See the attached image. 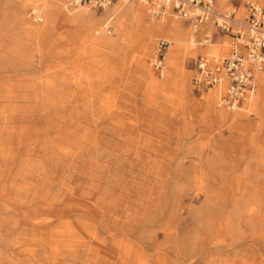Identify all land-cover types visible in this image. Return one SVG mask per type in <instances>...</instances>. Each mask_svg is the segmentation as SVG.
<instances>
[{
	"label": "bare ground",
	"instance_id": "6f19581e",
	"mask_svg": "<svg viewBox=\"0 0 264 264\" xmlns=\"http://www.w3.org/2000/svg\"><path fill=\"white\" fill-rule=\"evenodd\" d=\"M30 1L34 6L32 9L42 13L43 23L39 25L32 26L25 17ZM68 1L2 0L13 4L7 15L11 23L7 26L17 27L27 37L35 38L41 31L51 32L61 23L86 31L87 39L91 36L94 45L113 49L116 40L101 34L104 24H100L101 19L95 11L88 7L63 11ZM117 1H121L124 8L127 4L123 2L130 0ZM135 2L140 5L131 3L132 6L118 18V24L124 18L134 24L144 68L148 66V56H153L152 61L157 58L154 39L162 36L169 40L163 60L166 79L161 88L168 90L170 85H175L176 94L179 91V95L186 96L189 104L191 96L185 58L196 54L191 43H199L200 30L208 24L195 33L189 25L191 29L179 21L173 20L170 24L166 17L152 16L146 0ZM116 6L119 5L116 3ZM119 13L121 11H117L113 19ZM23 42L27 45V40ZM49 45L38 49V53L52 56ZM15 49L12 47L14 54ZM228 50L213 45L210 54H226ZM18 54L20 56L21 52L15 55ZM25 64L22 63L24 67ZM62 72V84H71ZM48 74L50 77L42 84L34 78L36 84L30 86L34 94L31 98L26 95L27 100L32 101L31 113L28 101L26 111L18 102L24 99L22 93H0V264H204L210 253H227L237 249L234 246L243 245H250L249 262L243 264H264L258 257L262 250L258 249V241L264 242V151L256 153V148L252 149V153L258 155L245 162L243 170L225 159L228 147L222 151L214 149L202 169L196 162L185 166L183 160L168 167L162 162H150L152 165L147 166L145 162L131 159L112 161L107 169L105 163L98 160L104 156V151L94 143L100 139V133L91 139L85 128H66L69 123L75 125L78 116L82 121L86 120L87 114L60 112L67 108L72 98L65 96L60 102L53 101V93L62 87L65 91L67 87L61 84L60 87L52 80L51 75L54 78L56 75L52 69ZM78 81V88H82L86 96L88 85L92 83ZM151 82L158 91L160 81L153 78ZM258 83L260 93L254 98L259 108L264 104V70L258 73ZM13 84L18 91L22 88L21 83ZM28 91L31 90L28 88ZM212 92L203 96L208 110L204 116H212L220 125L230 123L234 119L231 120L225 110L215 107L214 98L219 97V89H212ZM218 106L224 108L219 103ZM82 107L87 108L86 101ZM24 111L27 114H23ZM101 117L102 113L98 112L94 123ZM34 118L46 121L41 129L37 127L39 132L35 133L34 144L29 146L28 155L32 153L34 158L19 160V149L29 130L23 124L31 123ZM191 127L187 123L186 131ZM235 127L232 124V128ZM38 133L41 136H37ZM90 140L94 144L89 143ZM254 140L251 141L255 143ZM18 160L21 168L12 175V167ZM199 169L204 170V175L196 173ZM159 170L167 173L153 178L148 176ZM177 170L182 172L180 179L187 181L176 179L174 172ZM48 171L60 175L47 176ZM136 171H140L139 175ZM111 185L112 189L108 191ZM107 223L113 226L114 233L109 232Z\"/></svg>",
	"mask_w": 264,
	"mask_h": 264
},
{
	"label": "rangeland",
	"instance_id": "374dc122",
	"mask_svg": "<svg viewBox=\"0 0 264 264\" xmlns=\"http://www.w3.org/2000/svg\"><path fill=\"white\" fill-rule=\"evenodd\" d=\"M71 1L72 0L68 1L65 4L66 7L64 5V9H62L63 11H69L70 8L68 7V4ZM135 1L138 0H130L127 2L122 1L124 4H127V6L124 7L125 9L122 8L123 6L121 5V1H115V5L113 3L105 10H97L91 8V11H95L98 18L100 17V24H104V22L108 18L115 15L117 11H121V13H119V15L115 16V18L113 19V32L111 34H107L105 31H103L101 34L112 37L117 41L114 48L117 47V44L123 45L124 43L128 42L129 45L127 47L126 54V58L128 59V61H130L133 56L139 54L141 46L138 44V42L136 43L137 35L134 33V24L130 22L128 18H124L122 22L118 24V18H120L122 13H125V10L128 9V7L132 6V4H135L136 6H138V4L140 5V3ZM146 1L150 8L151 6L149 5L148 0ZM246 1H254L260 4H264V0H236L234 4L241 5L239 11L240 16L245 13L244 4ZM31 3L32 2L30 1V4ZM116 3L119 6L121 5V8L119 6L118 8L116 6ZM30 4L25 11V17H27L26 19H28L27 21H29L32 26L43 23L34 22L29 17V12L34 7L32 4ZM231 5L232 3L228 2L227 0H215V7L217 10H225ZM12 7V2L4 3L2 2V0H0V25L4 26L6 24V21H4L2 18H4L5 16L7 17V15L11 12ZM161 17H166V21H168V23L170 24L174 22L173 20H175L179 21L185 27H188V29L190 28L188 24H186L183 20H177L172 15H163ZM9 23H11V21ZM117 25H119V27H117ZM66 26L67 25L63 26L61 25V23H58V28L52 31L50 30L51 32H49V30H46L37 33L36 41L37 44L40 45L39 48L43 49L47 44H50L48 50L50 53L54 54L53 58L49 57L45 60H40V57L36 54L35 61L31 62L30 65L25 66L23 69H0V93L3 95L7 93H22L24 96L22 94L21 95L24 97V99L18 102H20V105H24L23 107H25V105L29 103V105L27 106L29 109V113H31L32 109L30 110L29 107L32 105V101L30 102V99L27 100L28 96L26 97V95H29L30 97L28 98H31V95L33 96L34 92L30 88V84H27V82L31 80L30 78L34 75H40V77H42L43 79V74H45L44 80L47 79V77H49L47 76L48 71L51 70L49 69V67L50 65L53 66L52 62H54V64L61 65V67L56 68L57 76L54 79L60 78L61 80L59 82V86L60 84L63 86L64 84L62 83L64 81L61 75V70H63L62 74L64 73L63 76L66 77V79H64L67 81L69 79V81H71V84L68 83V85H64L68 88H66L67 90L65 89L66 92L63 90L64 87L58 88L59 90H62H56V92L53 93L52 99L53 101L60 102L61 97L70 96V98L72 99L68 101L67 108L61 110L60 112L63 113L72 111L78 114H87L86 120L82 121V118L78 116L77 118H75V125L73 123H69L67 124L66 128H85L91 139L94 138L95 135H98V133H100V139L95 140V142L90 140L89 143H96L97 147L101 148L104 151V156L100 157L98 160L102 163H105L107 169L110 168V163L112 161L122 162L130 159L139 162H145L147 166L152 165V163L150 162H162L163 165H166L168 167H172L177 160H183L185 166H191L194 162H196L199 163V167L202 169L207 165V160L209 159L210 154L214 149L222 151L225 150L224 147H228L226 150L227 153L225 159L230 163L237 164L238 167L243 170L245 162L252 160L253 156L256 157L258 155H254L255 152L258 153V150L264 151V104L260 105V110L258 107H256V98H254L253 101L250 102L251 104H248V102H244L238 112L231 113L224 108H219V97L214 98V103L217 110H225L228 115H230V119H234L230 123L220 125V123L215 121L212 116H204V114L208 110L206 109L203 96L208 93L212 94V90H210L209 92H202L199 97L197 93L195 94L194 91L192 79L195 75V72L193 71L194 64L192 59L197 58L199 55L210 54L213 45H217L219 47L227 49L229 48V52L231 42L228 37L224 38L223 44L221 45L218 40H216L214 44L205 47H202L195 41L191 43V46L196 50V54L187 55L184 63V67L188 75L187 85L189 87V93L191 96V101L189 104L188 98L186 96L182 97L181 95L174 92L175 85H170V89L168 90L160 89L162 85H165L163 84V81L166 78H164L165 76H163L162 78L159 76L158 71L154 69V61L151 60L152 55L148 56V66L145 69H147L152 74V77L155 80L160 81V84L158 85L159 90L156 91L158 87H153L152 82L150 81L147 89L154 88L153 96L160 98L162 100V103H167L166 105H163L158 101V99L154 98L155 104L152 105L151 98L146 97L147 91L145 92L144 96L142 85V82L144 81L138 78L136 71L137 68L133 63H131V67L129 68V70L123 71V74L122 68L118 69L116 67H113L116 66L115 64L117 63V58L111 61L110 65L112 66H104L105 61L102 60L99 55L103 56L109 53L117 55L116 51L107 50V47L94 45L91 41V36L90 39H84L83 37L79 36L75 39V35L86 34L84 33L86 31L82 32L79 27ZM131 31H133V36L129 37ZM215 31L216 29L211 24L204 26L200 30L198 41L204 39L206 33L213 34ZM17 32L18 31L16 27L9 29L10 38L11 36H17ZM70 33L71 38H68ZM121 33H123L124 36L119 35ZM160 40H165L167 42L169 41L167 38L162 36H158L157 38H155V51H157L156 49ZM32 47V45H29L28 47L24 48L23 52L26 56L32 53ZM119 50L121 52H124L125 47L123 48L121 46L119 47ZM62 51H66L67 54L73 55L75 57H79L80 54H84L87 59H69V57H61L59 56V53H61ZM40 53L41 52H39L38 54ZM141 57L142 56H140V59ZM149 62H152V65H149ZM18 63L25 64L27 62H24L20 59ZM75 63L76 69L71 68ZM91 63L92 65L89 66ZM85 64H88L87 69L84 68ZM18 74L21 75L17 76ZM54 79L52 80L54 81ZM78 79L85 80L88 83H92H90V86L88 85V92L86 93V96L81 90L82 88H78ZM15 82H17L18 84L21 83L22 88H20L19 91L13 86V83ZM126 84H130L133 89L132 93H128V91L125 89ZM27 87L31 91H28ZM215 89L216 88H214L213 90ZM192 91L194 94H191ZM259 93L260 91L258 85L255 95H258ZM175 100H177V103L173 105ZM85 101L87 103V108L84 109L82 107V104ZM116 103H118L119 107H116ZM26 107L25 111L27 110ZM25 111L23 112V114H27V112ZM98 112L102 113V117L95 124L94 121L96 120V115ZM169 114H171L172 116H169ZM199 115L200 122L198 121ZM183 118H187L190 121V123H188L189 126H192V129L190 131H186L183 123ZM43 122L44 121H42L41 119L35 120L34 118V121L32 120L31 123L29 121V123L25 122L23 124L27 126L26 129L29 130L28 134L25 136L22 146L19 149V160L21 158V160H24L23 158H34L33 156H31L32 153H29L30 156L28 155V150L31 148L29 146L34 144V138L36 136L35 133L39 132L36 130L38 128L41 129L45 125L46 121L44 123ZM232 124L234 125V127L236 124L237 127L232 128ZM30 125L32 127H30ZM37 136H41V134L38 133ZM252 139H255L256 142L254 140L255 143H253L251 141ZM154 148L158 150L154 151ZM254 148H256V151L252 153V149ZM19 160L18 163L15 164L16 166L14 165V167H12V175L14 174V171L16 172V170H19L18 167L21 168ZM203 171L199 169L196 173L199 176H202L204 175ZM48 172H46L47 176L60 175V173L58 174L57 172ZM135 173L136 175H139L140 171H136ZM166 173L167 172L164 170H159L156 173H150L148 176H151V178H153L156 175L162 176ZM181 173V171L177 170L174 172V176L181 182L187 181L185 179H180L181 177H183ZM112 186L113 185L108 188V191L112 189ZM107 227L110 233H114V228L110 223H107ZM258 242V249H262L258 257L261 258L260 261H263L264 242H262L261 240ZM234 247H237V249L232 250L231 252L226 253L215 251L208 254L205 257L206 261H204V264H243L249 262L250 245Z\"/></svg>",
	"mask_w": 264,
	"mask_h": 264
},
{
	"label": "built area",
	"instance_id": "2783aa9c",
	"mask_svg": "<svg viewBox=\"0 0 264 264\" xmlns=\"http://www.w3.org/2000/svg\"><path fill=\"white\" fill-rule=\"evenodd\" d=\"M117 0H72L68 7L76 10L89 7L105 10ZM232 5L225 10H217L215 0H148L150 14L155 17L169 13L183 20L195 33L206 24L216 31L205 34L198 41L202 46L213 44L216 40L230 39V51L227 54H204L192 59L195 75L192 79L194 90L202 93L214 88L219 89V104L237 111L244 102H251L258 87V73L264 70V4L246 1L245 14L240 16V4L236 0H227ZM29 17L41 23L43 17L31 9ZM113 16L104 22V31L113 32ZM170 43L160 40L157 58L153 63L159 76H164L163 60Z\"/></svg>",
	"mask_w": 264,
	"mask_h": 264
},
{
	"label": "crops",
	"instance_id": "0c3cea01",
	"mask_svg": "<svg viewBox=\"0 0 264 264\" xmlns=\"http://www.w3.org/2000/svg\"><path fill=\"white\" fill-rule=\"evenodd\" d=\"M4 21H6L5 23V25L4 26H2V25H0V53L1 52H3V54H6V55H3L2 53V55H0V58L2 57V59H0V61H1V63H0V65L2 66L4 63L6 64H4L2 67L4 68V69H6L8 66V68H14L15 67V69H18L19 67H21V65L22 64H19L18 63V61L21 59V60H23L24 62H27L25 65L26 66H28V65H30V63H31V61H35V59L33 60L32 59V57L34 58L35 57V55L37 54L38 56L40 55V54H38V49H40L39 47H40V45H38L37 44V41H36V37L34 38V37H29V36H32V35H28V37H29V40H28V37L24 34V32H22L21 30H19L17 27V36H15V37H11L10 38V35H9V29H11L10 27H8L7 26V23L8 22H10L11 21V18H9L10 19V21L8 20V17H4V18H2ZM2 27H3V29H2ZM20 31V32H19ZM5 33V34H1V33ZM119 35H121V36H124V34L123 33H121V34H119ZM78 36L79 37H83L84 39H87V37L89 36L87 33L86 34H82V35H75L74 37H75V39L76 38H78ZM131 36H133V31H131L130 32V34H129V37H131ZM3 37H5V38H3ZM73 37V38H74ZM33 38V39H32ZM10 39V40H9ZM23 40L24 41H26L27 40V42H26V44L27 45H25V44H23L24 42H23ZM72 40H74V39H72ZM129 40V39H128ZM23 42V43H22ZM117 42V41H116ZM25 46H23L22 44ZM219 43L221 44L222 43V41H219ZM29 45H32L33 47H32V53L30 54V55H28V56H26L25 54H24V52H23V50H24V48H26V47H28ZM128 45H129V43L128 42H126V43H124L123 45H118L117 44V47L116 48H111V49H109V48H107V50H111V51H116V53H117V55H113L112 53H109V54H105V55H99V57L102 59V60H104L105 62H104V66H112V65H110L111 64V61L112 60H115V58H117L116 60H117V63L115 64L116 66H113V67H116V68H118V69H120V68H122V74H123V71L124 70H129V68L131 67V63H133L135 66H136V71H137V75H138V78L139 79H141V80H143L144 82H142V85H143V91H144V96H145V92L147 91V94H146V97H149V98H151V103H152V105H154L155 104V102H154V98H156V99H158V101L159 102H161L162 103V100L160 99V98H158V97H154L153 96V91H154V88L152 89H147V87H148V84H149V82L153 79V77H152V74L147 70V69H145L143 66H142V62H141V60H140V56H142V53H141V50L139 51V54L138 55H136V56H133L131 59H130V61H128V59L126 58V54H127V47H128ZM8 46H9V48H11L10 50H9V48H8ZM125 47V51L124 52H121L120 50H119V47ZM12 47H14V48H16L15 50V54H17V53H19V52H21V54H20V56H19V54L18 55H15L14 54V52H12ZM6 48V49H5ZM18 49V50H17ZM20 50V51H19ZM7 51H9V52H7ZM18 51V52H17ZM13 53V54H12ZM33 55V56H32ZM54 54H52V56H49V55H40V58H41V60H45L46 58H49V57H54L53 56ZM7 56V57H6ZM15 56V57H14ZM18 57V59H16L17 57ZM59 56H61V57H66V58H68L69 57V59L70 58H75V59H80V58H85V59H87L85 56H84V54H80V56L78 57H75V56H73V55H70V54H67L66 53V51H62L61 53H59ZM58 57V56H57ZM5 60H4V59ZM29 58V59H28ZM55 59H57V58H55ZM54 59V60H55ZM15 60V61H14ZM11 61V62H10ZM30 62V63H29ZM12 63V64H11ZM53 64V66H51L50 65V67H49V69H52L53 70V72H54V74H56L55 75V77L57 76V72H56V68H58V67H61V65H59V64H54V62H52ZM24 64V63H23ZM28 64V65H27ZM10 65H12V66H10ZM92 65V63L89 65V66H91ZM14 66V67H13ZM17 66V67H16ZM23 66V68H24V65H22ZM2 67H0V69H2V70H4ZM52 67H54V68H52ZM65 68H67V67H65ZM71 68H75L76 69V63L71 67ZM71 68H69V69H71ZM84 68L85 69H87L88 68V64L86 65L85 64V66H84ZM20 69H22V67L20 68ZM55 70V71H54ZM50 71V70H49ZM19 75H21V74H18L17 76H19ZM37 76V77H36ZM34 75V77H31L30 79L31 80H29L28 82H27V84H30V86L31 85H33V84H36V82L37 83H39V82H41L40 84H42V83H44L43 81H44V79H42V77H40V75L38 76V75ZM47 76H49L50 77V75L49 74H47ZM151 76V77H150ZM43 77H45V74L43 75ZM52 77H53V79H54V76L52 75ZM59 77H60V75H59ZM34 78H36V82H35V79ZM39 78H41V81L40 80H38ZM157 78H160V77H157ZM34 79V80H33ZM56 80V82L55 83H59L60 82V80H58V79H54V81ZM128 80V79H127ZM32 81V82H31ZM57 81H59V82H57ZM125 89L128 91V93H132L133 91V89H132V87L130 86V84H126L125 85ZM160 89H162L161 87H160ZM175 91H177L176 89H174ZM174 91V92H175ZM195 91V94L197 93V95H198V97L200 96V92H198V91H196V90H194ZM176 93V92H175ZM178 93H179V91H178ZM177 93V94H178ZM191 94H194L193 93V91H192V93ZM131 100V99H130ZM132 101V100H131ZM118 102V101H117ZM177 103V100H175V102L173 103V105L174 104H176ZM163 105H166L167 103H162ZM172 105V104H171ZM193 106H194V104H193ZM116 107H119V105H118V103H116ZM169 116H172L171 114H169ZM199 118H198V121L200 122V115L198 116ZM162 119V118H161ZM164 119V118H163ZM183 123H184V126H186V124L187 123H190V121L187 119V118H183ZM183 126V127H184ZM183 134V133H182Z\"/></svg>",
	"mask_w": 264,
	"mask_h": 264
}]
</instances>
